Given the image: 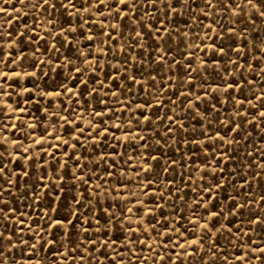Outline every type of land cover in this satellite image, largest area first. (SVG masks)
I'll return each instance as SVG.
<instances>
[{
    "label": "rangeland",
    "instance_id": "obj_1",
    "mask_svg": "<svg viewBox=\"0 0 264 264\" xmlns=\"http://www.w3.org/2000/svg\"><path fill=\"white\" fill-rule=\"evenodd\" d=\"M64 3L0 0L3 264H264V0Z\"/></svg>",
    "mask_w": 264,
    "mask_h": 264
},
{
    "label": "snow or ice",
    "instance_id": "obj_2",
    "mask_svg": "<svg viewBox=\"0 0 264 264\" xmlns=\"http://www.w3.org/2000/svg\"><path fill=\"white\" fill-rule=\"evenodd\" d=\"M5 2H7V0H5ZM119 2H120V4H125L127 2H131V4H132L133 7H135L136 4H137V0H119ZM161 2H162V0H148V3H151V4H159ZM182 2L185 3V4H188L189 9H191L192 8V4L193 3H196V0H192L191 3H189V0H182ZM205 2H206V4L211 5L213 3V0H205ZM244 2L247 3V4H250V3H253V0H244ZM100 3H104V0H98V5ZM169 3H171V0H169ZM43 4L44 5L50 4V0H43ZM68 4H72V6L75 8L76 7V0H68ZM231 5H232V0H228V4L227 5H224V6L227 7V6H231ZM67 6L68 5L64 3V0H59V7H61V8H67ZM51 7L53 9H57V4L56 3H51ZM3 10L4 9L0 8V11H3ZM79 10L80 9H77V11H79ZM44 11L47 12V9L45 8ZM116 11H121V9L120 8H117ZM171 11H173V12L176 11V7L174 5L172 6ZM100 14H102V12ZM260 15L261 16H264V12H261ZM252 23L255 24L256 23V20L253 19ZM155 31L159 32L160 29L157 28V29H155ZM137 35H140V33H137ZM109 36H111L110 33H109ZM159 38H162V37H159ZM53 47H55V46L53 45ZM197 47H200V45H197ZM218 51H222V49H218ZM161 59H163V58H161ZM188 67L191 68L192 66L189 65ZM240 67L241 66L237 63V70H239ZM77 71H79V69ZM4 75L7 76L8 73H5ZM133 79H135V77H133ZM152 79L155 80V77H152ZM3 87H4V85L0 84V88H3ZM233 87H234V85L232 83H229V84H227L226 88L223 89V90L224 91H227L228 89H232ZM236 87L239 88L241 86L237 84ZM59 94L60 93H57V95H59ZM158 98L159 97H157V99ZM240 103H244V102L241 101ZM259 115L264 116V111L259 112ZM141 119L147 120L148 117L147 116H143V117H141ZM4 127L7 128L8 125L5 124ZM117 127H119V126H117ZM81 131H82V129H81ZM2 155H4V153H3V151H0V156H2ZM76 158L79 159V157H76ZM152 159H156V157H152ZM3 172H4V168L3 167H0V173H3ZM25 175H27V173H25ZM148 182L151 183V180H149ZM145 194H147L146 191H145ZM160 195H163V193L161 192ZM0 196H3V192L2 191H0ZM208 199H209V201H211L212 197L209 196ZM261 199L264 200V197H261ZM197 202L199 203V201H197ZM0 203H4V201L3 200H0ZM248 203L249 202H245V204L240 205L239 207H241V208L246 207ZM233 211H234V209H229V214H231ZM0 212H4V209L3 208H0ZM211 215L213 217H219V216H221V212L213 211V212H211ZM205 219H207V218H205ZM254 222L255 223H259L260 221L259 220H256ZM55 223L59 224V223H62V221H55ZM97 223H99V221H97ZM193 223H196L199 227H204L206 229L209 228V225L207 223L201 225V224H199V221L198 220L197 221H194ZM67 224L74 226L73 225V221L71 219H69L67 221ZM51 226L52 225L49 224V227H51ZM215 227H216L215 225H212L211 226V229L212 230H215ZM85 231H88V229L85 228ZM129 231H135V230L130 228ZM3 236H4V233L0 232V237H3ZM200 239H203V237H200ZM209 239H210V237H209ZM193 243H196V241L193 240ZM33 247H35V245H33ZM256 250L257 251H264V249H256ZM0 264H3V260H0Z\"/></svg>",
    "mask_w": 264,
    "mask_h": 264
}]
</instances>
